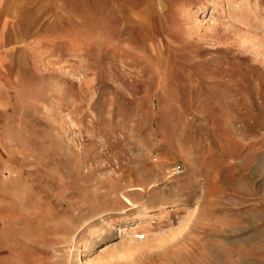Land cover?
<instances>
[{
  "label": "rangeland",
  "instance_id": "obj_1",
  "mask_svg": "<svg viewBox=\"0 0 264 264\" xmlns=\"http://www.w3.org/2000/svg\"><path fill=\"white\" fill-rule=\"evenodd\" d=\"M0 97V264L264 247V0H0Z\"/></svg>",
  "mask_w": 264,
  "mask_h": 264
},
{
  "label": "crops",
  "instance_id": "obj_2",
  "mask_svg": "<svg viewBox=\"0 0 264 264\" xmlns=\"http://www.w3.org/2000/svg\"><path fill=\"white\" fill-rule=\"evenodd\" d=\"M3 100L0 97V104H3ZM4 117L0 115V123H2V120ZM237 264H264V247L259 248H249L245 253L240 250V252H237ZM19 264V263H17Z\"/></svg>",
  "mask_w": 264,
  "mask_h": 264
},
{
  "label": "bare ground",
  "instance_id": "obj_3",
  "mask_svg": "<svg viewBox=\"0 0 264 264\" xmlns=\"http://www.w3.org/2000/svg\"><path fill=\"white\" fill-rule=\"evenodd\" d=\"M237 144H238L237 147H239V146H240V143L238 142ZM262 157L264 158V154L262 155ZM137 188H142V187L134 186V185H133L130 189H137ZM131 228H132L133 230H135V229L138 228V225H133ZM128 229H130L128 226H125V225H121V226H119V230H120L121 232H123V231H125V230H128ZM134 233H135V231H134ZM81 264H87V262L82 261ZM88 264H89V263H88Z\"/></svg>",
  "mask_w": 264,
  "mask_h": 264
}]
</instances>
